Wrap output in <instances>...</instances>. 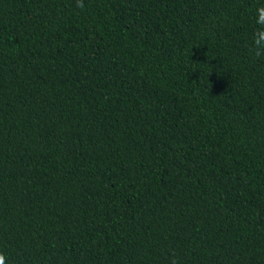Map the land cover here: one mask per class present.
Masks as SVG:
<instances>
[{"label":"trees","instance_id":"obj_1","mask_svg":"<svg viewBox=\"0 0 264 264\" xmlns=\"http://www.w3.org/2000/svg\"><path fill=\"white\" fill-rule=\"evenodd\" d=\"M264 0H0L6 264H264Z\"/></svg>","mask_w":264,"mask_h":264},{"label":"clouds","instance_id":"obj_2","mask_svg":"<svg viewBox=\"0 0 264 264\" xmlns=\"http://www.w3.org/2000/svg\"><path fill=\"white\" fill-rule=\"evenodd\" d=\"M77 6H81V0H77ZM256 22L259 27L254 34L252 51L255 55H264V7L257 10ZM0 264H6V257L3 253H0ZM171 264H179L178 258L173 256Z\"/></svg>","mask_w":264,"mask_h":264}]
</instances>
